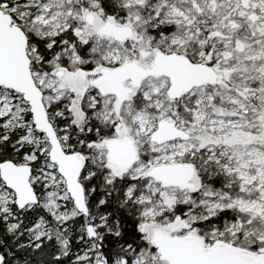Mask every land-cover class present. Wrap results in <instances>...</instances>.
<instances>
[{
	"label": "snow or ice",
	"instance_id": "6c2138e0",
	"mask_svg": "<svg viewBox=\"0 0 264 264\" xmlns=\"http://www.w3.org/2000/svg\"><path fill=\"white\" fill-rule=\"evenodd\" d=\"M0 264H264V0H0Z\"/></svg>",
	"mask_w": 264,
	"mask_h": 264
}]
</instances>
